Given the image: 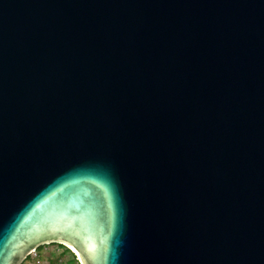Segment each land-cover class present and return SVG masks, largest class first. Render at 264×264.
Masks as SVG:
<instances>
[{
  "label": "water",
  "instance_id": "95a60500",
  "mask_svg": "<svg viewBox=\"0 0 264 264\" xmlns=\"http://www.w3.org/2000/svg\"><path fill=\"white\" fill-rule=\"evenodd\" d=\"M264 264V0H0V264Z\"/></svg>",
  "mask_w": 264,
  "mask_h": 264
},
{
  "label": "rangeland",
  "instance_id": "374dc122",
  "mask_svg": "<svg viewBox=\"0 0 264 264\" xmlns=\"http://www.w3.org/2000/svg\"><path fill=\"white\" fill-rule=\"evenodd\" d=\"M73 251L58 245L41 247L29 256L23 264H59L63 259L69 257L75 261ZM72 260V261H73ZM79 264L78 260H76Z\"/></svg>",
  "mask_w": 264,
  "mask_h": 264
},
{
  "label": "crops",
  "instance_id": "0c3cea01",
  "mask_svg": "<svg viewBox=\"0 0 264 264\" xmlns=\"http://www.w3.org/2000/svg\"><path fill=\"white\" fill-rule=\"evenodd\" d=\"M64 261H61L59 264H78L77 261L71 260L69 257H66L63 259Z\"/></svg>",
  "mask_w": 264,
  "mask_h": 264
},
{
  "label": "built area",
  "instance_id": "2783aa9c",
  "mask_svg": "<svg viewBox=\"0 0 264 264\" xmlns=\"http://www.w3.org/2000/svg\"><path fill=\"white\" fill-rule=\"evenodd\" d=\"M73 254V256L75 257V260H77V257L75 256V254L74 253H72Z\"/></svg>",
  "mask_w": 264,
  "mask_h": 264
},
{
  "label": "bare ground",
  "instance_id": "6f19581e",
  "mask_svg": "<svg viewBox=\"0 0 264 264\" xmlns=\"http://www.w3.org/2000/svg\"><path fill=\"white\" fill-rule=\"evenodd\" d=\"M78 260V262H79V264H80V260L79 259H77Z\"/></svg>",
  "mask_w": 264,
  "mask_h": 264
}]
</instances>
